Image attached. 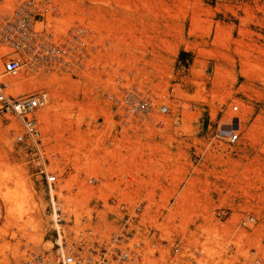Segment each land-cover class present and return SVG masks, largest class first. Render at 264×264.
Segmentation results:
<instances>
[{
    "label": "rangeland",
    "instance_id": "rangeland-1",
    "mask_svg": "<svg viewBox=\"0 0 264 264\" xmlns=\"http://www.w3.org/2000/svg\"><path fill=\"white\" fill-rule=\"evenodd\" d=\"M51 1L88 44L73 72L41 76L39 151L0 116V264L50 247L46 173L66 237L109 239L129 217L128 232L166 241L156 264H264V0ZM0 79L18 81L15 95L34 88ZM126 91L168 113L125 116Z\"/></svg>",
    "mask_w": 264,
    "mask_h": 264
},
{
    "label": "built area",
    "instance_id": "built-area-1",
    "mask_svg": "<svg viewBox=\"0 0 264 264\" xmlns=\"http://www.w3.org/2000/svg\"><path fill=\"white\" fill-rule=\"evenodd\" d=\"M60 19L58 6L51 0H25L11 10L0 9V76L21 77L34 85L33 90L15 95L9 81H0V116L7 122L15 144L27 145L36 151L42 145V119L49 104L47 89L39 85L41 76L73 72L81 66L88 44L87 29L77 24L66 25ZM119 106L128 117L143 118L154 108L158 115L168 113L167 107L155 106L151 100L129 91L119 99ZM231 110L239 112V107L233 105ZM238 139L235 131L228 142L233 144ZM45 183L54 237L47 250L14 264H156L164 257L160 247L163 251L166 241L160 240L152 229L145 237L133 230L128 232L127 225H134L128 223L129 217L121 230L109 239H97L92 230L76 231L66 237L62 227L69 215L53 195L57 175L46 173ZM121 209L126 212V204L121 205ZM140 210V207L134 208V215ZM254 223V217L248 216L241 219L239 227L248 228ZM67 239H70L69 244Z\"/></svg>",
    "mask_w": 264,
    "mask_h": 264
},
{
    "label": "bare ground",
    "instance_id": "bare-ground-1",
    "mask_svg": "<svg viewBox=\"0 0 264 264\" xmlns=\"http://www.w3.org/2000/svg\"><path fill=\"white\" fill-rule=\"evenodd\" d=\"M0 81H3V82H5L4 80H2V79H0ZM10 82V84H11V86H13V88H12V91L13 92H18L19 91V87H18V81L17 80H10L9 81ZM8 215H12V211H11V209H8V211L6 212Z\"/></svg>",
    "mask_w": 264,
    "mask_h": 264
}]
</instances>
